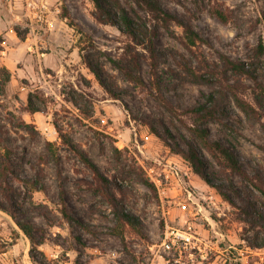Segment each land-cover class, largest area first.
Instances as JSON below:
<instances>
[{
    "label": "rangeland",
    "instance_id": "rangeland-1",
    "mask_svg": "<svg viewBox=\"0 0 264 264\" xmlns=\"http://www.w3.org/2000/svg\"><path fill=\"white\" fill-rule=\"evenodd\" d=\"M118 1L144 16L133 0ZM159 2L191 21L206 41L189 49L179 39L182 25L174 21L166 28L151 18L158 31V66L152 67L147 49L138 48L142 84L119 67L131 58V36L100 20L93 0H0V135L18 166V175L11 176L18 188L17 217L0 208V264H264V246H255L264 241V226L227 201L175 151L176 140L186 147L196 140L190 108L214 94L224 112L217 115L223 120L208 121L211 137L237 153L255 182L264 178V55L255 51L264 40V0ZM65 7L70 19L63 16ZM82 54L104 66L119 98L101 84ZM230 58L255 62L256 77L235 71ZM31 92L43 110L28 109ZM236 94L253 109H242ZM148 122L174 138L166 142ZM61 133L111 178L119 200L141 219L140 228L127 224L120 233L94 171ZM47 140L59 149L62 175L49 158ZM199 145L202 170L219 184L233 183L246 192L250 185L264 210V192L255 182L221 165L203 142ZM134 165L156 182L158 193L141 181ZM65 203L71 216L63 211ZM16 218L37 225L34 234L44 240L37 250L32 251L31 238Z\"/></svg>",
    "mask_w": 264,
    "mask_h": 264
},
{
    "label": "trees",
    "instance_id": "trees-1",
    "mask_svg": "<svg viewBox=\"0 0 264 264\" xmlns=\"http://www.w3.org/2000/svg\"><path fill=\"white\" fill-rule=\"evenodd\" d=\"M98 8L97 17L100 20L105 22H112L113 24L120 27L123 31L128 33L133 43H129L128 47L130 48V55L125 63H119V67L121 70L129 77V79L136 81L138 83L144 84L145 81L138 73V67H140L142 54L139 51V47H144L148 50L150 56V63L152 67L155 69L158 66V55H157V47H156V36L158 35V31L156 27H153L150 23L151 18L157 19L158 23L166 28H170L172 22H177L182 25L184 28L183 34L179 35V39L181 42L189 49H192L194 46H197L200 42H205L204 36L195 28L191 21L186 20L185 18L180 17L177 13L170 11L164 8L159 0H133L144 12V16L138 14L137 16L132 13L128 7L124 6L118 0H93ZM65 18H71V13L67 7H65V12L63 14ZM149 18V19H148ZM71 25L75 26L81 33H83V29L81 27L78 28L77 24L72 20ZM257 57L264 55V40L262 39L259 45L256 48ZM129 52V51H128ZM84 61L88 64V66L92 69V71L97 75L101 84L115 97L119 98L120 94L116 92L114 86L108 81L104 66L99 62H94L93 58L87 54H82ZM255 62H246L243 60H235L228 59V65L233 67V69L239 73H244L251 77L255 76L256 66ZM7 73V79H10L11 71L9 68L5 67ZM191 71L196 76H204V74H200L191 68ZM34 93L31 92L29 96V104L28 109L31 112H36L43 110L38 102L34 100ZM238 104L242 107V109L247 112L250 109H253V106L247 102L240 95L236 94ZM163 99V98H162ZM73 102L78 107L82 108L81 102L77 95H73ZM93 101L91 100V104ZM166 106L171 110H174L172 104L166 102ZM83 109V108H82ZM224 112V108L221 107L219 99L211 94L210 97L205 102H200L194 107L190 108L189 113L192 114L194 118V126L192 127L193 134L195 137V141L188 140V146H184L180 141H175V151L180 153L183 157L191 161L194 165L195 170L204 176V178L213 186L217 187L220 190L222 196L229 201L231 204L240 208L242 213H245L249 219L255 223L264 226V210L257 206L256 202L253 199L254 188L250 185H247V190L242 191L235 184L231 183L230 185L224 181L222 183L214 182L205 172L202 170L205 167V159L202 156L199 150V142H203L205 147L213 154V156L218 160V162L225 166L226 168L231 169L234 172L239 173L244 178H250L253 182H255V178L249 175L245 165L240 160L239 156L236 152H234L230 146H228L221 139H213L211 137L210 128L208 126V121L210 119H216L220 117L223 120V116H217L218 114H222ZM86 114L91 117L90 109H86ZM151 124L153 131L160 137H162L166 142H168V137L174 138V135L171 131L168 130L169 136H164L161 131ZM62 137L66 144L70 145L72 150H74L82 159L84 163L90 167L96 176V179L99 183V190L104 193L110 200V203L113 207V212L115 215V221L118 225V229H121V234L124 235V228L127 224H130L134 227L140 228L142 221L141 219L128 210L126 205H124L116 195V193L112 190L110 185L112 184L111 178H109L102 169L98 165V163L79 145H77L72 138L62 134ZM176 139V138H175ZM170 143V142H169ZM171 145V144H170ZM47 152L51 161L55 162L58 166V171L60 175H62V156L59 152L58 147L56 146L54 141L47 140L46 141ZM116 152L120 154L122 151L120 148H115ZM13 149L10 145L5 142L4 136L0 135V193L2 198H0V208L8 211L16 216V211L14 207L18 205V198L16 197V192L18 188L11 182L12 175H18V166L15 164L13 160ZM133 170H135L139 175L142 182H144L150 189L154 190L158 193V186L154 180L150 177L144 176L145 170L143 167L133 166ZM146 174V173H145ZM260 182H255L263 192H264V178L258 176L257 177ZM39 182V180H33L34 185ZM114 183L120 192L123 193V184L120 183L118 179H115ZM37 187H45L43 186ZM232 185V186H231ZM234 193L238 194L243 203L240 204ZM65 206L63 207V211L65 215L71 216L70 212L67 210ZM17 219V223L19 226L28 234L31 238L33 244V250H37L38 246L44 242L43 239H38L34 234V231L37 227L35 223L26 222L19 218ZM246 219V218H244ZM248 219V218H247ZM248 219V220H249ZM77 221L80 222L81 225L86 226L87 223L77 218ZM256 247H263L264 241L255 244ZM33 254V258L35 261L40 262L37 255Z\"/></svg>",
    "mask_w": 264,
    "mask_h": 264
}]
</instances>
